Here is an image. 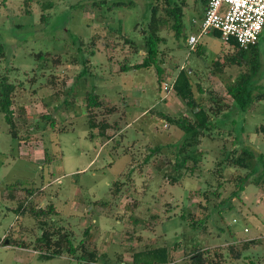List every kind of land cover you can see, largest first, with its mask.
Segmentation results:
<instances>
[{
    "label": "rangeland",
    "instance_id": "obj_1",
    "mask_svg": "<svg viewBox=\"0 0 264 264\" xmlns=\"http://www.w3.org/2000/svg\"><path fill=\"white\" fill-rule=\"evenodd\" d=\"M207 2L186 0L179 36L169 24L162 26L166 62L159 77L154 66L120 71L145 56L141 30L151 18L152 0H0V43L6 49L0 70L17 85L20 135L12 136L0 113V264H135V252L139 264H155L149 250L158 246L168 249L166 264H187L200 247L222 251L223 264H264V99L213 119L215 127L187 146L186 162L178 151L183 131L162 116L193 117L174 89L165 95L162 88L182 65L192 68L195 95L205 106L218 101L225 110L233 103L225 82L244 66L219 74L213 61L234 48L214 33L199 40L201 55L188 44ZM254 51L262 57L256 92H264V31ZM198 84L212 90V98L199 93ZM94 92L117 108L109 116L104 107L97 110L111 125L103 135L88 123L86 97ZM244 147L252 155L246 166L222 161ZM235 175L246 176L244 183L237 184ZM118 180L123 184L115 192ZM217 187L220 196L208 201L206 228H193L181 213L198 210V193ZM21 204L24 213L16 210ZM51 204L56 213L44 217L46 226L64 227L77 248L83 241L97 252L96 261L81 250L44 256L53 249L37 242L43 229L31 207ZM232 243L238 258L230 253Z\"/></svg>",
    "mask_w": 264,
    "mask_h": 264
},
{
    "label": "trees",
    "instance_id": "obj_2",
    "mask_svg": "<svg viewBox=\"0 0 264 264\" xmlns=\"http://www.w3.org/2000/svg\"><path fill=\"white\" fill-rule=\"evenodd\" d=\"M186 6V0H152L151 3V18L147 22L141 32L144 39V48L145 56L141 62L137 63H124L120 66V71H128L129 69H142L155 67L157 74L161 77L164 74V64L165 59L160 55L161 49L160 45L164 41V37L161 34L162 26L169 24L174 30L175 34L179 36L182 33L184 27L183 17H184V8ZM207 6V5H206ZM205 6V8H206ZM204 8V11H205ZM203 11V12H204ZM213 33L221 38V34L218 31H213ZM128 41L132 42L130 38H127ZM233 48L234 51L225 54L224 58L219 57L213 61L215 66V73H221L225 70L226 67L239 65L244 66V71H242L235 79L230 78L225 82L227 95L233 99L232 105L229 104L225 106V110L220 106L221 104L216 101L218 105H209L205 106L202 100H198L195 95L194 84L192 81L191 73L187 69L179 67L178 74L173 80L174 90L177 95L186 103L189 109L193 113V117L189 118L187 116L182 117H172L168 114H163V118L168 120L171 124L176 125L183 131V142L179 145V155L183 156V161L186 162L191 155L185 153L187 146H192L197 143L200 138L207 135V131L214 128L215 123L213 119L222 118L225 116V112L229 111L232 108H240L242 111H247L251 105L255 102L264 99V92H256L260 84H257L256 75L259 73L262 67V57L259 52H256V45L252 46L250 49L246 50L241 48L235 40H230L228 43ZM199 44L195 49L198 55H201V51L198 48ZM249 50L254 51V53H249ZM251 55H249V54ZM6 57L5 46L0 43V61ZM192 69V68H191ZM199 93L209 92V97L212 98V90H208L202 87L200 84L197 85ZM163 88V87H162ZM17 85L10 81V77L0 70V113L4 115L6 122L9 125L8 131L16 139L19 138L18 129L14 121V105H15V96L17 92ZM220 102L223 99H218ZM87 107H88V123L90 127L98 129V135H103L111 127L110 122L107 117L99 119L97 115V110L104 107L106 113L104 115H111L117 108L116 106H107L101 100V96L98 93H88L86 97ZM47 120L51 119L52 125H54L55 120L50 116L45 117ZM99 119V120H98ZM119 122L115 121V128H119ZM95 134L91 136L94 137ZM236 141V140H234ZM172 145H169L171 148ZM163 147H157L154 150L161 151ZM238 148H234L227 156L225 160L228 164H233L235 166H246L247 159L251 158L252 155L248 150H245V147L242 148V151L239 155ZM180 157V156H179ZM222 161H218L217 164L221 165ZM132 172V170H131ZM244 177L235 175L233 180L239 184L244 183ZM116 191L120 192L122 181H115ZM30 190V188H26ZM219 187L210 188L207 190L200 191L198 193V210L191 212L181 213V217L186 219L193 228H198L200 225H204L203 229L207 226V220L209 219V206L208 201L212 195L220 196ZM243 190V187L238 189ZM235 190L232 194L237 195L239 192ZM205 198V200H204ZM21 206V207H20ZM16 210L19 212L25 211L26 207L21 204ZM31 213L38 219L39 226L43 229L42 235L37 239V242L53 249L52 254H46L45 257H51L55 254L62 253L63 251H68L69 253H75L76 250H81L82 257H85L89 262L96 261L97 252L85 248L84 242L81 241L80 248H77L75 243L71 239V233L66 229H52L48 228L46 217L56 213L55 206L51 204L48 209H36L31 207ZM45 217V218H44ZM89 229L85 230V233H88ZM55 236H58V238ZM179 246V245H178ZM231 250L230 253L234 254L235 258L240 257V251L236 249V244L232 243L229 245ZM209 247H200L194 249L189 255L187 264H223L225 261V255L223 257L222 251L215 249L214 251L209 250ZM236 251H235V250ZM96 251V250H95ZM149 253L153 255V259H156L155 264H166L169 260L168 249L165 247H156L152 250H149ZM216 256V257H215ZM132 261L135 264L141 263L138 259V252L133 254Z\"/></svg>",
    "mask_w": 264,
    "mask_h": 264
},
{
    "label": "built area",
    "instance_id": "obj_3",
    "mask_svg": "<svg viewBox=\"0 0 264 264\" xmlns=\"http://www.w3.org/2000/svg\"><path fill=\"white\" fill-rule=\"evenodd\" d=\"M194 22L198 23L199 32L188 39L191 49L196 48L204 35L218 31L224 43L235 40L248 50L259 42L264 31V0H208L202 18ZM181 68L192 72L185 65ZM173 83V80L163 82L165 95L174 89Z\"/></svg>",
    "mask_w": 264,
    "mask_h": 264
},
{
    "label": "crops",
    "instance_id": "obj_4",
    "mask_svg": "<svg viewBox=\"0 0 264 264\" xmlns=\"http://www.w3.org/2000/svg\"><path fill=\"white\" fill-rule=\"evenodd\" d=\"M203 14H204V12H203L201 15L203 16ZM202 16H201L200 18H202ZM199 20H200V19H199ZM195 24H198V23L195 22ZM211 33H213V32H211ZM211 33H210V34H211ZM198 44H199V43H198ZM198 44H197V45H198Z\"/></svg>",
    "mask_w": 264,
    "mask_h": 264
}]
</instances>
